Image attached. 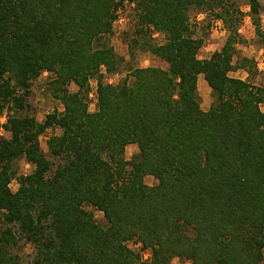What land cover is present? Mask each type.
<instances>
[{
	"label": "trees",
	"instance_id": "16d2710c",
	"mask_svg": "<svg viewBox=\"0 0 264 264\" xmlns=\"http://www.w3.org/2000/svg\"><path fill=\"white\" fill-rule=\"evenodd\" d=\"M126 0H0V112L24 109L32 81L55 74L51 89L64 109L35 116L9 113L0 137V264H21L14 248L35 247V264H138L127 242L152 250L148 264H258L264 258V88L230 75L238 33L210 57L197 53L190 10L224 0H140L141 21L166 42L152 52L165 70L138 67L116 85L99 78L97 108L85 88L121 57L95 40L112 30ZM130 1V0H129ZM253 13L258 0H250ZM216 102L203 110L198 76ZM77 90H71L70 84ZM59 126L49 145L65 161L52 170L40 135ZM139 146L130 162L125 148ZM35 169L19 177L15 160ZM132 170L129 172L128 166ZM155 176L154 186L144 181ZM104 212L102 227L84 208ZM194 231V236L188 233Z\"/></svg>",
	"mask_w": 264,
	"mask_h": 264
},
{
	"label": "rangeland",
	"instance_id": "374dc122",
	"mask_svg": "<svg viewBox=\"0 0 264 264\" xmlns=\"http://www.w3.org/2000/svg\"><path fill=\"white\" fill-rule=\"evenodd\" d=\"M140 0L123 1L117 9V18L113 22L112 30L98 37L95 40V47L111 45L115 52L121 57L119 69L115 72H107L102 68V77L90 78L85 88L86 97L89 103V110L94 112L97 108V88L99 78L104 82L120 84L126 75L138 67L155 66L162 69H169V63L152 52L151 47L166 42L165 34L155 28L152 24L143 23V14ZM250 0H224L215 3L213 7L193 8L190 10L191 33L195 38L202 40V45L197 57L205 59L217 50H220L226 42L230 28L238 33L237 43L232 62L234 69L230 75L235 78L248 80L258 87L264 88V0H258L259 10L253 13ZM55 74L50 71H42L32 81L31 92L25 101L24 109L9 108L12 102L5 105L0 112V137L10 138L11 133L5 128L9 113L15 115L35 116L40 122L55 110L64 109L62 102L54 96L51 89V81ZM198 93L201 107L208 110L216 102L213 89L209 86L203 74L198 76ZM71 90H77V85H69ZM1 103V102H0ZM264 110V101L261 103ZM62 132L59 126H52L40 135L42 150L48 160L51 161L52 170H55L65 161L64 156L54 155L49 145L53 136ZM139 146L130 143L126 146L124 157L132 162L139 156ZM17 172L16 177L11 181L10 187L13 191L19 188V177L31 173L35 167L25 157H20L14 162ZM132 170L131 164L128 166ZM144 181L151 186L158 183L155 176L147 174ZM84 208L94 217L95 221L102 227L109 225L104 212L86 203ZM188 233L194 236V231L188 229ZM127 245L138 254V264H148L152 258V250L144 247L141 241L134 238L127 242ZM21 257V264H35V247L30 242L21 240L19 246L14 248ZM264 252V248H263ZM171 264H191L188 260L174 257ZM264 264V258L258 263Z\"/></svg>",
	"mask_w": 264,
	"mask_h": 264
}]
</instances>
